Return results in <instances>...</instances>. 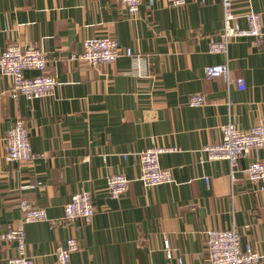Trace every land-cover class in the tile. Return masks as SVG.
Instances as JSON below:
<instances>
[{"label": "crops", "instance_id": "crops-1", "mask_svg": "<svg viewBox=\"0 0 264 264\" xmlns=\"http://www.w3.org/2000/svg\"><path fill=\"white\" fill-rule=\"evenodd\" d=\"M234 3L241 26L254 11L264 31V0ZM223 23L221 0H145L135 17L122 0H0V53L12 42L36 46L58 80L52 96L13 98L11 78L0 72V232L20 222L21 200L44 208L48 220L25 225L33 264H56L57 244L69 237L79 245L71 264H174L177 257L209 264L207 231L233 228L264 264V189L246 172L264 150L241 157L233 178L227 160H207L203 152L222 141L230 121L244 130L264 123V44L232 36L228 55L210 53ZM97 37H114L141 59L122 56L96 68L71 59ZM216 64L228 65L231 83L206 77L204 68ZM200 94L207 103L190 106ZM18 120L42 155L31 162L6 160L4 137ZM151 146L168 148L159 161L172 181L145 188L139 153ZM118 173L131 182L114 198L107 180ZM84 190L93 195L92 221L64 222V206ZM15 255L13 244L0 243V264Z\"/></svg>", "mask_w": 264, "mask_h": 264}, {"label": "built area", "instance_id": "built-area-1", "mask_svg": "<svg viewBox=\"0 0 264 264\" xmlns=\"http://www.w3.org/2000/svg\"><path fill=\"white\" fill-rule=\"evenodd\" d=\"M145 0H122L126 7L128 16L135 17ZM155 0H147L149 6ZM170 5L180 6L186 0H167ZM223 7V28L218 33L220 37H212L209 44V52L212 54L222 53L228 55L230 38L232 36L252 37L256 46L264 44L263 19L258 12H248L243 17L247 26H241L234 12V0H221ZM132 58L138 62L140 54L135 53L132 48H122L116 38L97 37L88 38L83 41V50L79 54L71 55V59L83 62L87 66L96 68L99 65L114 63L119 57ZM50 59L48 55L38 47L29 45L22 46L12 42L0 53V72L11 78L10 95L16 98L20 95L28 100L40 99L54 95L58 80L56 76L48 72ZM35 71V75L27 76L26 72ZM207 78L222 76L229 84L232 82L227 64H216L204 68ZM237 87L245 90V80L238 77L234 80ZM208 101L204 94L192 95L189 105L200 107ZM6 160L8 162H31L41 157L34 152L30 144V132L21 120L15 122L6 133L5 137ZM168 148L151 146L139 153L141 162L140 180L145 188L160 184H168L172 181L169 169H163L160 165L159 154ZM252 149L264 150V123L252 125L249 129H241L233 122L222 127V141L209 144L203 148L205 159H224L230 163L232 178L234 177L237 161L248 155ZM248 178L252 182L261 184L264 189V159H255L246 169ZM207 184L209 177H205ZM131 180L124 174L110 175L107 180V189L110 195L118 198L124 194ZM22 218L18 225L7 227L0 232V243L13 244L17 249V255L8 257L6 264H33L27 255L26 229L25 225L36 221L48 220V214L44 208L33 206L28 200L20 202ZM65 214L63 221L74 222L81 220L90 223L96 213L93 195L89 190L76 192L64 206ZM207 257L209 264H260L262 256L250 244H243L239 232L235 228L228 230H209L206 235ZM77 240L69 237L65 242L58 243L55 250L56 264H71V253L78 249ZM165 256L168 262L173 257L171 242L165 240ZM174 264H186L181 257L176 258Z\"/></svg>", "mask_w": 264, "mask_h": 264}]
</instances>
